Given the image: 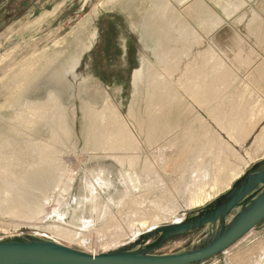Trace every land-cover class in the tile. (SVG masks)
<instances>
[{
	"label": "rangeland",
	"instance_id": "1",
	"mask_svg": "<svg viewBox=\"0 0 264 264\" xmlns=\"http://www.w3.org/2000/svg\"><path fill=\"white\" fill-rule=\"evenodd\" d=\"M239 29L234 0H0V204L10 188L27 204L21 216L0 209V234H38L97 254L103 240L119 244L137 234L132 224H167L215 199L191 208V197L212 188L216 198L226 193L237 180L231 169L242 171L264 152V120L231 102L234 85L248 79L232 67ZM57 52L78 58L67 91L43 83L49 71L27 85L21 80L20 69L32 62L51 70ZM219 54L232 80L210 99L209 113L198 78ZM108 112L119 116L135 148L125 149ZM218 115L239 117L225 125L249 117V134L233 140ZM204 233L170 240L157 253L181 251ZM213 264H264V223Z\"/></svg>",
	"mask_w": 264,
	"mask_h": 264
},
{
	"label": "water",
	"instance_id": "2",
	"mask_svg": "<svg viewBox=\"0 0 264 264\" xmlns=\"http://www.w3.org/2000/svg\"><path fill=\"white\" fill-rule=\"evenodd\" d=\"M97 254L24 232L0 234V264H213L264 223V158L203 208ZM205 233L178 252L158 254L170 240Z\"/></svg>",
	"mask_w": 264,
	"mask_h": 264
},
{
	"label": "crops",
	"instance_id": "3",
	"mask_svg": "<svg viewBox=\"0 0 264 264\" xmlns=\"http://www.w3.org/2000/svg\"><path fill=\"white\" fill-rule=\"evenodd\" d=\"M189 8V7H187ZM219 20H222L219 18ZM234 23L239 25V31L235 38V49L233 52V72L235 76L239 74L241 76L248 74V79L246 81L239 82V86L234 85L235 90L232 94L233 110L236 106H239L240 112H246L253 115L254 120H264V0H234ZM187 42H190L188 39ZM187 50L193 48V41L191 44H187ZM190 47V48H189ZM216 59V66L207 70L205 65H201V77L198 78L199 83H201V91L203 100L201 104L203 105V110L208 111L207 105L210 104V99H217L216 97L220 95L221 88L226 87L225 83H228L232 78H226L227 72H230V68L226 66L225 61L221 58L222 54L218 55ZM223 56H226L223 54ZM207 64V63H206ZM204 68V71H203ZM189 71V70H188ZM207 81L203 82L205 80ZM234 78V77H233ZM208 83V94L207 97L206 86ZM223 83V84H220ZM195 86V84H194ZM197 86V84H196ZM187 88L190 85L187 84ZM192 88L193 84H192ZM200 92L196 90L195 93ZM215 112L214 110L208 111ZM234 113V112H231ZM226 119L223 115H218L214 117L219 127L228 131V134L233 140L238 139V137L243 138L249 134L248 124L246 120L248 118H243L244 124L240 125H225L224 120L237 121L239 117H231ZM233 132H232V131ZM262 136V134H261Z\"/></svg>",
	"mask_w": 264,
	"mask_h": 264
},
{
	"label": "bare ground",
	"instance_id": "4",
	"mask_svg": "<svg viewBox=\"0 0 264 264\" xmlns=\"http://www.w3.org/2000/svg\"><path fill=\"white\" fill-rule=\"evenodd\" d=\"M197 7H200V5L197 6V4L195 3L194 5H191L189 6V12H192L197 8ZM96 33L93 34V37L95 38ZM57 54V60H54V67L49 70L51 67L49 66L50 64H43V67L40 66L38 67V65L35 64V62H32L31 64L29 65H26L27 67H23L20 69V72H22V75H21V80L25 81L26 82V85H27V82L30 80V78L33 76V75H37L36 78L34 77L33 80L35 81L36 79H39L40 77H42L47 71H49V73H47L48 75L46 76V79H44L43 83H47V86L48 85H51L53 87L52 90H62V91H67L68 88V85L66 84V76H67V73L70 71V69L72 68V64L74 65L76 63V61L78 60L77 57H72L71 54L70 55H61L59 52L56 53ZM42 67V68H41ZM50 67V68H49ZM144 72V69L141 68L140 70L136 71L135 73V82H134V85H135V88L138 89L139 86H140V82L142 80V74ZM17 79V78H16ZM43 83H42V86H43ZM31 85V83H30ZM38 86V85H37ZM26 88H23L22 90H25ZM40 89V88H39ZM52 96V95H50ZM28 97V95H27ZM52 103H57L56 100L55 102L52 101ZM36 106H39L40 105H36ZM48 106V105H47ZM61 109V108H60ZM35 110L37 111V109L35 108ZM106 113V112H105ZM108 116V120H109V124L111 126H113L112 128L115 129V127H118L119 126V130H117V132H119V136L122 135L123 138L121 137L120 142L124 143V140L125 142L128 144V145H124L125 149H126V146H127V149H133L137 146V144L135 143L134 139L132 138V136L126 132L124 129V127L122 128L121 127V121L119 119V116L117 114H115L114 112H108L106 114ZM161 118H159V121H160V126L162 125V122H161ZM25 123H28V124H31L30 120H27V118H25V120H23ZM118 122V124H117ZM159 123V122H157ZM108 124V123H107ZM96 125V124H95ZM98 126V125H97ZM104 127V126H103ZM102 127V128H103ZM166 129H169V126L166 127ZM114 130V132H115ZM104 133V131H103ZM110 136V135H109ZM115 137V136H114ZM111 138V137H110ZM114 139V138H113ZM118 140V142H119ZM105 142V141H104ZM108 142V141H107ZM118 142L115 144V142L113 143V147H117L118 145ZM109 143V142H108ZM104 144V143H103ZM111 145V144H110ZM129 147V148H128ZM124 149V150H125ZM41 154V153H40ZM231 157V156H230ZM264 158V152L263 154L261 155H258V154H255V155H252L251 158L247 161V162H244V168L243 170L241 171H237L235 169H231L232 171L235 172V179H238L240 176H242L241 174L244 173V169L249 166V164L253 163V162H256L258 159H262ZM237 160V158H235ZM5 160V157H4V150H0V161H3ZM235 160V161H236ZM239 161V160H237ZM237 161L235 163H237ZM241 162V161H239ZM63 165V164H62ZM232 165V164H231ZM41 167V166H40ZM7 170L5 169L4 173L7 174H11L12 170L10 167H6ZM36 169V168H35ZM41 169H38L36 172H40ZM45 171V169H44ZM244 171V172H243ZM34 172V171H33ZM2 173V172H1ZM37 175V173H36ZM10 187V186H9ZM215 189L212 188L210 190V194L207 195V193L204 194H197L195 195L194 197H191L189 200H188V205L191 207V208H198V207H201V206H204L205 204H207L209 201L213 200L214 198H216V194L217 192H213ZM18 192V194L20 195V197L18 196H15L13 197L12 196V193L14 192ZM6 193H8V200H7V204L4 205H1L0 204V209H10L12 211V213L16 216H21L22 214H24V210L27 209V204H23L22 203V200L20 198H22V193H20L19 191H15L13 188H10V189H7L5 191ZM14 198V199H13ZM134 203V202H133ZM3 207V208H2ZM134 211V210H133ZM28 214V212H27ZM25 216V215H24ZM148 216V215H147ZM156 219V218H155ZM154 220V219H153ZM175 220H179L178 218H176ZM174 220V221H175ZM155 221V220H154ZM154 221H151L150 222H144V221H140L139 223H135V224H132L129 226L130 230L129 231H133V233H136L134 236H132L131 238H129L128 240H126L125 242L123 243H119V244H114L112 243L111 241H114V239H110V240H103L104 242L100 244L101 247H104L105 250H109V249H112V248H116L118 246H122V245H125V244H128L129 242H131L132 240H134L135 238H137L138 236H140L142 233L154 228V227H157V226H160V225H155L156 223H154ZM172 221V222H174ZM6 232V231H5ZM78 238V237H76ZM79 239V238H78ZM107 241V242H105ZM81 242V241H80ZM84 244H87L88 246L89 245H96L95 242H91L90 244H88V242L84 241ZM87 248V247H86ZM95 254V253H94Z\"/></svg>",
	"mask_w": 264,
	"mask_h": 264
},
{
	"label": "built area",
	"instance_id": "5",
	"mask_svg": "<svg viewBox=\"0 0 264 264\" xmlns=\"http://www.w3.org/2000/svg\"><path fill=\"white\" fill-rule=\"evenodd\" d=\"M91 253H93V254H94L95 252H91ZM98 253H99V252H98Z\"/></svg>",
	"mask_w": 264,
	"mask_h": 264
},
{
	"label": "flooded vegetation",
	"instance_id": "6",
	"mask_svg": "<svg viewBox=\"0 0 264 264\" xmlns=\"http://www.w3.org/2000/svg\"><path fill=\"white\" fill-rule=\"evenodd\" d=\"M199 232V231H198ZM196 233V232H195Z\"/></svg>",
	"mask_w": 264,
	"mask_h": 264
}]
</instances>
